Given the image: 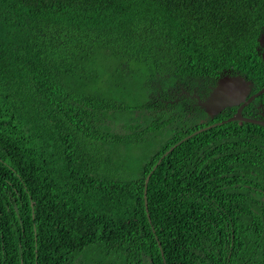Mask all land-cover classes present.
Returning <instances> with one entry per match:
<instances>
[{
    "label": "trees",
    "instance_id": "16d2710c",
    "mask_svg": "<svg viewBox=\"0 0 264 264\" xmlns=\"http://www.w3.org/2000/svg\"><path fill=\"white\" fill-rule=\"evenodd\" d=\"M264 0H0V264H264ZM264 121V91L242 110Z\"/></svg>",
    "mask_w": 264,
    "mask_h": 264
},
{
    "label": "water",
    "instance_id": "95a60500",
    "mask_svg": "<svg viewBox=\"0 0 264 264\" xmlns=\"http://www.w3.org/2000/svg\"><path fill=\"white\" fill-rule=\"evenodd\" d=\"M263 38V40H262ZM264 46V35L259 40ZM264 61V49L262 51ZM264 91V86L257 93L249 96L250 82L240 76H223L217 80L215 87L212 88L209 95L199 105L209 114H217L226 107L236 106L234 116L228 121L248 122L264 126V121L242 116V110L257 95Z\"/></svg>",
    "mask_w": 264,
    "mask_h": 264
},
{
    "label": "flooded vegetation",
    "instance_id": "af4514ba",
    "mask_svg": "<svg viewBox=\"0 0 264 264\" xmlns=\"http://www.w3.org/2000/svg\"><path fill=\"white\" fill-rule=\"evenodd\" d=\"M195 97H196V99L199 100V101H204V100L206 99V97H205L203 100H200V99L198 98V96H195Z\"/></svg>",
    "mask_w": 264,
    "mask_h": 264
},
{
    "label": "rangeland",
    "instance_id": "374dc122",
    "mask_svg": "<svg viewBox=\"0 0 264 264\" xmlns=\"http://www.w3.org/2000/svg\"><path fill=\"white\" fill-rule=\"evenodd\" d=\"M262 40H263V38H262Z\"/></svg>",
    "mask_w": 264,
    "mask_h": 264
},
{
    "label": "clouds",
    "instance_id": "9594fccd",
    "mask_svg": "<svg viewBox=\"0 0 264 264\" xmlns=\"http://www.w3.org/2000/svg\"><path fill=\"white\" fill-rule=\"evenodd\" d=\"M244 109V108H243Z\"/></svg>",
    "mask_w": 264,
    "mask_h": 264
}]
</instances>
